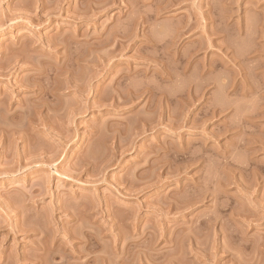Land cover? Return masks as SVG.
Returning <instances> with one entry per match:
<instances>
[{
	"label": "rangeland",
	"instance_id": "obj_1",
	"mask_svg": "<svg viewBox=\"0 0 264 264\" xmlns=\"http://www.w3.org/2000/svg\"><path fill=\"white\" fill-rule=\"evenodd\" d=\"M0 264H264V0H0Z\"/></svg>",
	"mask_w": 264,
	"mask_h": 264
}]
</instances>
